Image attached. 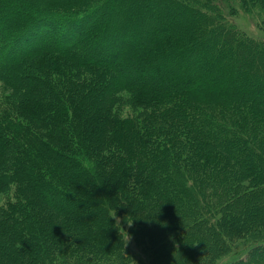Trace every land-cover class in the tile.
<instances>
[{
	"label": "trees",
	"instance_id": "1",
	"mask_svg": "<svg viewBox=\"0 0 264 264\" xmlns=\"http://www.w3.org/2000/svg\"><path fill=\"white\" fill-rule=\"evenodd\" d=\"M235 9L264 0H0V264H221L257 225L264 37Z\"/></svg>",
	"mask_w": 264,
	"mask_h": 264
},
{
	"label": "rangeland",
	"instance_id": "2",
	"mask_svg": "<svg viewBox=\"0 0 264 264\" xmlns=\"http://www.w3.org/2000/svg\"><path fill=\"white\" fill-rule=\"evenodd\" d=\"M229 18L238 27H240L242 30L248 32L252 36L264 37V16H262L256 9L253 12H251V11L246 12V11H243L241 9H235L234 14L232 16H230ZM252 85H254V82L251 83V86ZM121 96L124 100V98H126V93H124V92L121 93ZM132 111H133V108L131 107L129 98L127 97V100L125 102V105H123L121 113H122V115H130V114H132ZM229 164L232 165V167L235 169L240 168L239 164H237L233 160H230ZM215 179L220 181L221 176L219 175V176L215 177ZM262 184H263V180L260 181L259 179H257V177H255L251 181L248 180L247 183H245V185L248 188L246 191H255L257 189V187L261 186ZM209 188L211 190V187H209ZM212 192H214V191L212 190ZM261 195H264L263 191H260L256 196L248 195V196L252 197V200H251L252 204H257V206L258 205L260 206L259 212H256L255 209H251V211L247 210L246 214L244 213L246 218H248L252 215V217L258 221L257 225L252 226V227L249 226L250 229L248 231H244L242 233L239 232L237 234V236H235L233 238H232V235L227 236V237L223 236V238H222V239H224L223 242L224 243L226 242L227 246H226V248H223V249L221 247L222 250H220L219 252H227V253H225L224 255L219 257V261L221 260L220 261L221 264L227 263L228 261L235 259L238 256L240 257V256L244 255V253L249 248L248 244H250L251 241H254L255 239H258V238H264V197H261ZM243 199H246V197H244ZM240 201H242V200L241 199L238 200L237 203H241ZM237 203H236V205H237ZM234 207H235V205H232L229 209L230 210L232 209V211H233ZM234 211L236 212V210H234ZM214 212H215V214H219V212L217 210H215ZM232 213H234V212H232ZM240 217H244V216L241 215ZM215 218L218 222V218H220V215L216 216ZM119 219H121V218L117 217V220H119ZM238 220L239 219H234L235 222H237ZM150 222H151V219H150ZM128 225H130V224L129 223L125 224V227L128 228ZM144 225L147 226V222H145ZM222 226H223V222H222ZM156 227H157V225L155 224V228ZM42 240H43V238H40V240L38 239V242H41V246H42ZM126 240L128 242L129 248L133 252H136V254L138 256H140V257L143 256V254L141 252H148L147 249L143 245H139V244L135 243L132 232H131V234L130 233L128 234V236L126 237ZM43 243H44V241H43ZM205 244H206V241L203 242V245H205ZM16 245L18 246V248L21 249L19 252H31V253L37 254L36 255L37 257H39L41 255V252H42L41 247H36L37 249L35 250V247H33L32 245H28L29 248H27L26 244L22 243V242L19 244H16ZM2 254H4V253L2 252ZM2 254H0V259H2L1 258L3 256ZM37 257L35 258V256H34V259L38 260ZM263 261H264V259H263ZM29 263H33V262L29 260ZM6 264H21V263L17 262L16 260H11V257H9V260L7 259Z\"/></svg>",
	"mask_w": 264,
	"mask_h": 264
},
{
	"label": "clouds",
	"instance_id": "3",
	"mask_svg": "<svg viewBox=\"0 0 264 264\" xmlns=\"http://www.w3.org/2000/svg\"><path fill=\"white\" fill-rule=\"evenodd\" d=\"M11 198V192L8 193H0V207L6 205L7 201ZM15 201L13 200V203Z\"/></svg>",
	"mask_w": 264,
	"mask_h": 264
}]
</instances>
